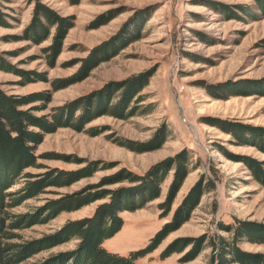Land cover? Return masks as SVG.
I'll return each mask as SVG.
<instances>
[{"label": "rangeland", "instance_id": "rangeland-1", "mask_svg": "<svg viewBox=\"0 0 264 264\" xmlns=\"http://www.w3.org/2000/svg\"><path fill=\"white\" fill-rule=\"evenodd\" d=\"M39 5L70 24L57 55L50 47L58 25L39 14ZM261 5L262 0H0V86L8 94L39 93L21 108L50 122L60 118L52 131L32 127L43 134L35 150L37 164L24 170L33 177H20L7 192L21 190L45 172H78L92 162L98 166L7 210L34 214L66 194L130 186L129 181L98 185L122 170L144 175L158 163L182 156L188 173L170 210L161 204L168 198L176 164L165 173L158 198L120 213L123 226L104 242L108 250L129 255L145 248L173 221L191 189L205 188L208 179L214 189L135 264H219L212 242L218 236L232 242L233 231L226 227L240 221L262 231L264 183L246 162L264 161ZM109 199L15 229L19 237L12 241L53 234L92 215ZM180 239L189 245L165 253ZM77 244L74 239L56 245L25 263ZM238 246L264 253V243L246 237Z\"/></svg>", "mask_w": 264, "mask_h": 264}, {"label": "trees", "instance_id": "trees-1", "mask_svg": "<svg viewBox=\"0 0 264 264\" xmlns=\"http://www.w3.org/2000/svg\"><path fill=\"white\" fill-rule=\"evenodd\" d=\"M261 6L264 9V0H262ZM38 9L40 15L58 25L53 44L50 47L53 55H57L65 31L70 27L68 19L43 5H39ZM39 28L43 32L44 27L39 26ZM16 71L24 78H30L27 72ZM38 97L39 93L8 94L0 86V264H24L28 258L33 257L36 253L74 239L78 240L76 247L62 250L37 261L35 264H135L138 258L155 250L169 232L179 228L188 219L202 195L214 189V182L210 179L206 181L205 188H200V185L194 186L182 207L176 212L173 221L158 231L145 248L131 251L129 255L112 252L104 245V242L113 237L123 226V218L120 213L143 208L147 203L158 198L165 173L171 168V165L176 164L174 182L167 200L161 204L170 210L174 196L188 173L185 157L179 156V158L158 163L144 175L122 170L111 177L103 178L98 185L129 181L132 183L130 186H119L113 190L99 189L100 191L96 190L97 192L94 193L89 191L66 194L58 199L49 200L44 208L39 209L34 214L14 215L10 213L7 208L21 204L24 200L40 194L45 187L71 183L91 174L98 168L97 164L92 162L88 167L78 172L62 170L45 172L37 179L27 180L21 190L15 193L7 192L20 177H33V174L24 173V170L37 164L35 150L42 141L43 134L40 130L32 129V127L37 126L41 130L52 131L60 122L58 117L55 118L54 122H50L46 117L34 115L30 109L21 108V106L35 101ZM42 97L49 98L45 94H42ZM246 162L256 177L264 183V169L262 168L264 161L248 158ZM107 196L110 197L109 201L99 204L92 215L68 222L61 230L53 234L22 243L12 241L19 237L14 232L15 229L49 221L61 212L80 209ZM8 199H11V202L7 201ZM246 224L239 221L235 227L225 228L233 231L232 242L219 236L213 240L215 262L219 264H264V253L244 251L238 246L244 237L249 241L264 243V229L259 231L256 227ZM186 241L187 239L178 240V246L173 248L176 243L170 245L165 253L180 251L185 245H189L187 244L189 242Z\"/></svg>", "mask_w": 264, "mask_h": 264}]
</instances>
